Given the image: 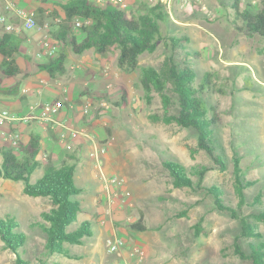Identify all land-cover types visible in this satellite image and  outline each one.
I'll return each instance as SVG.
<instances>
[{
	"label": "rangeland",
	"instance_id": "obj_1",
	"mask_svg": "<svg viewBox=\"0 0 264 264\" xmlns=\"http://www.w3.org/2000/svg\"><path fill=\"white\" fill-rule=\"evenodd\" d=\"M5 1L0 0V4ZM28 1L40 5L20 11H33L39 27L47 17L54 18L48 29H42L52 37L51 31L56 30L59 21L52 15L53 11L58 13L54 5L58 0ZM93 1H111L130 14L143 12L157 2L163 4L168 16L160 21L162 38L153 51L139 55L138 67L129 73L116 66L118 50L114 47L104 55L92 49L74 54L68 46L52 40L50 46L58 48L54 54L60 49L67 54L66 71L60 75L58 85L6 76L4 83L15 82L3 85L0 93L11 91L12 97L19 98L22 88L26 89V100L31 104L50 102L52 97L62 96L60 86L69 84L67 92L73 99L69 100L74 105L73 110L83 105L75 110L78 122L73 130H83L86 122L93 125L91 143L89 139L87 143L79 139L75 147L69 145L63 149L66 153L63 158L76 165L74 183L82 188L75 197L81 203L77 221L69 228L74 229L85 219H90L91 223L90 234L85 235L80 244L68 245L73 258L47 253L43 248L44 234L33 226L39 213L49 207L47 198L27 195L19 187L22 181L0 177V217L13 216L26 234L20 254L31 264H121L140 247L143 259L133 258L134 264H253L251 259L240 258L235 253L234 241L245 254L250 251L249 242H264V221L254 217L264 208V36L245 35L232 23L234 0ZM260 1L239 0L241 8L251 4L254 9L261 6ZM22 2L20 0L19 4L23 5ZM38 8L42 9L41 13ZM58 10L61 11L59 7ZM77 27H72V32L80 37ZM23 29L28 33L32 28L23 26ZM172 37L177 43H173ZM169 57L179 67L192 68L197 95L206 102V108L211 105L218 114L216 125L211 127L218 145L216 149L225 158L223 169L197 147L196 130L174 121H163L164 110L158 92L152 90L150 99L146 97L140 84L141 68L159 70ZM20 65L23 67V63ZM75 73L76 78H72ZM201 83L203 89L199 88ZM165 93L170 99L169 114H173L177 96L169 84ZM122 95L126 98L124 103L120 102ZM117 101L120 104H116ZM1 107L8 106L0 102ZM85 107L87 112H83ZM3 130L6 129L0 126V132ZM57 135V139H61L59 133ZM76 136L78 133L71 134V137ZM93 143L103 149L98 152L99 161L94 158ZM236 154L242 157L239 165L244 179L252 181L244 190L245 202L241 207L237 206L232 168ZM47 157L39 154L41 162ZM161 159L179 162L193 180V187L174 186ZM203 167L208 170L199 180L197 170ZM100 168L107 175L116 174L124 180L125 197L131 203L122 210L115 207L103 224L99 222L98 213L104 204ZM40 173H31L30 180L35 181ZM212 185L222 192L223 204L254 224L260 233L258 236L238 237L239 221L231 217L230 212L217 209L213 195L207 191ZM256 198L258 203H255ZM139 216L147 227L145 231L128 227ZM116 236L124 240L123 246L110 253L107 248ZM15 258L0 240V264H17Z\"/></svg>",
	"mask_w": 264,
	"mask_h": 264
},
{
	"label": "trees",
	"instance_id": "obj_2",
	"mask_svg": "<svg viewBox=\"0 0 264 264\" xmlns=\"http://www.w3.org/2000/svg\"><path fill=\"white\" fill-rule=\"evenodd\" d=\"M40 1L45 2L46 0ZM56 2L55 4L61 9L62 16L53 11L52 15L57 16L59 21L58 25L56 24V30L51 31V34L57 43L68 46L74 54H82L85 50L92 49L95 53L104 55L114 47L118 50L116 66L128 73L138 67L141 53L151 52L157 46V42L162 38L160 21L168 16L163 10V4L159 2L152 7L147 6L143 12L133 14L111 1L98 3L93 0H58ZM260 2L261 6L257 9H254L251 4H246L241 8L239 0H234L231 4L234 9L232 23L245 35L264 36V0ZM37 11L41 13L42 9L38 8ZM77 18L81 20L80 26L77 27L81 34L80 37L72 32ZM53 20L54 18L47 17L40 26L47 22L48 29ZM172 41L177 43L173 37ZM19 43L18 35L13 31L0 33V55L2 57L0 73L2 75L10 77L20 73L14 57V54L18 52ZM66 57V51L60 49L57 54L49 56L46 62L37 64V67L45 70L50 77L56 78L66 71L64 64ZM194 80L195 72L192 68L187 65L177 66L172 57L166 59L159 70L147 66L141 68L140 84L147 93V99H150L149 93L152 90L160 94L164 110L163 121L165 123L174 121L184 128L196 130L197 147L213 157L218 167L223 169L225 158L216 149L218 145L213 136L214 129L211 127L212 124L216 125L219 117L214 107L211 105H207L208 108L205 107L206 102L197 95L198 88L193 85ZM168 84L173 88L178 99L177 108L173 114H169L170 99L165 93ZM199 85V88L203 89L202 83ZM125 101L126 98L122 95L120 102ZM120 102L117 101L116 104ZM17 148L16 152L13 147H0V177L22 181V192L27 195L47 198L49 207L39 213V216L34 219L33 226L44 234L43 248L47 253L73 258L68 245L80 244L83 237L90 234L91 227L90 221L85 219L81 220L74 229L69 228L77 221V214L81 208L80 201L75 198L82 191V188L76 186L73 180L76 171L75 163L62 159L56 165L49 157L45 162H41L38 157L41 152L39 134H31L25 143L19 142ZM214 152L218 153L214 154ZM240 159L242 157L236 154L232 162L238 207L245 202V188L252 184V181L244 179L239 165ZM161 164L171 175L174 186L193 187V180L179 162L161 159ZM39 169L41 170L40 176L35 181H31L30 174L38 172ZM207 170V167L197 170L199 180ZM207 191L213 195L218 210L230 212L231 217L239 221V238L256 237L260 234L245 216L238 215L234 208L223 204L220 197L222 192L217 186H209ZM258 202L256 198L255 203ZM254 217L264 221V208L259 210ZM128 227L133 230L145 231L147 229L141 216ZM19 228L20 224L13 216L0 217V240L3 247L13 252L17 264H31L29 259H25L20 254V249L26 242V234ZM234 247L235 253L240 258H249L253 264H264V242H249L250 251L246 254L236 241H234Z\"/></svg>",
	"mask_w": 264,
	"mask_h": 264
},
{
	"label": "crops",
	"instance_id": "obj_3",
	"mask_svg": "<svg viewBox=\"0 0 264 264\" xmlns=\"http://www.w3.org/2000/svg\"><path fill=\"white\" fill-rule=\"evenodd\" d=\"M20 0H6L2 4H0V16L5 17L6 22L11 23L13 26L12 31L18 35V39L20 41L19 43V49L18 52L14 54L15 59L17 60V64L20 69V73L15 76L17 78H27L30 82H36V80L39 81V83L43 85H55L59 84V81H61V77L57 76L56 78L50 77L49 74L45 70H40L37 67V64L46 62L49 59V55L47 50L50 48L51 41L57 42L54 38L49 37L45 32H43L42 28L39 26L32 27L31 31L28 33L23 32V26H22V20L20 19L19 15L17 14V10L24 9L30 6H38L40 4L37 3H29L28 0H22L24 3L19 4ZM18 2V3H17ZM21 5V6H19ZM56 10L58 13L62 16V12L58 10V7L56 4ZM11 9V10H9ZM24 12V11H23ZM4 32L3 27L0 25V33ZM56 47V46H55ZM57 48V47H56ZM29 50V53H28ZM58 50V48H57ZM88 50H85V52ZM28 54V57L26 56ZM2 57L0 55V61ZM20 62L23 63V67L20 65ZM27 74V76L25 75ZM78 75V74H77ZM8 77V76H7ZM72 78H76V73L72 74ZM6 79L5 75H2L0 73V88L4 85H9L14 83L15 81L4 83ZM62 90V96L59 97H52L50 99V102L56 103L59 105V112L55 116L56 121L63 122L67 128H70L73 130V127H76L75 124H77L78 116L75 115V110H77L79 107L82 106H76L73 110L74 105L69 103V100H73L71 97H69V94L67 92V87H69V84H66L64 86H60ZM74 87V86H72ZM26 89L21 90V94L19 95V98L12 97L13 93L11 91H4L0 93V102H3L8 107H1L0 109H8L16 115H26L28 113H36L38 106H40L42 101L40 103L33 102V104L29 103L28 100H26ZM25 93V94H22ZM4 94V95H3ZM45 103V102H43ZM70 105V106H69ZM72 105V106H71ZM89 122L84 123L85 127L83 129V134H78L76 137H71V134H69L70 130H67L68 135L66 136V139L61 138L57 139V134L62 130L59 128L58 125L53 123L52 121H41V120H32L29 122H13V123H7L3 125V128L7 129H13L18 131L21 135V143H25L29 136L31 134H39L40 135V144H41V152L40 154H45L50 157V159L56 164H59V161L61 159H64L63 157L66 155L64 152V148L66 146H76L77 141L82 139L85 143H87L86 140H88V136L86 133H90L93 135V125H88ZM87 128V130H86ZM64 130V131H65ZM4 131V130H3ZM76 131V130H73ZM2 131L0 132L1 135ZM66 133V131H65ZM84 137V138H83ZM91 143V140H89ZM0 147H8L7 144H4L0 140ZM84 143V144H85ZM87 146H91L89 144H85ZM39 157V155H38ZM38 172H41V170H38ZM39 177V176H38ZM19 187H22L23 185H20ZM82 192V191H81ZM94 202V200H93ZM90 221V219H88Z\"/></svg>",
	"mask_w": 264,
	"mask_h": 264
},
{
	"label": "built area",
	"instance_id": "obj_4",
	"mask_svg": "<svg viewBox=\"0 0 264 264\" xmlns=\"http://www.w3.org/2000/svg\"><path fill=\"white\" fill-rule=\"evenodd\" d=\"M17 13L21 19H23L22 26L26 28H32L37 25L35 15L33 11L29 12H23L20 10H17ZM81 22L79 19L75 20V27L80 26ZM0 25L3 27L4 31H12L13 26L11 23L6 22L5 17L0 16ZM48 23L45 22L44 25L41 26L42 29H47ZM49 55H52L56 53V47L55 45H51L50 48L47 50ZM88 108H83V112H87ZM59 112V105L53 102H45L42 103L40 106H38L37 112L34 113H28L26 115L20 116L16 115V113L8 110V109H0V126H3L7 123H13V122H29L32 120H41V121H52L56 125L59 126L62 130L59 132L60 138H65L68 133L67 130H70L69 134L72 135L75 134H83V130L81 131H73L70 128H67L66 125L63 122L56 121L54 118ZM66 133H65V131ZM21 134L13 129H7L2 131L0 135V140L2 143L9 145L10 147L17 148L19 145V142L21 141ZM89 140H93L90 133H86ZM94 148V158L95 160L99 161V150L102 151L103 149L100 147H97L95 143H93ZM99 148V149H98ZM99 169V167L97 166ZM99 178L102 181V186L104 190V204L99 207V222L104 223L106 218L110 217V214L115 207L118 210H122L124 207H128L131 205L130 201L125 197V190H124V180L121 177H118L116 174L107 175L104 173L101 168L99 172ZM116 205V206H115ZM124 243V240L120 237H115L109 244V247L107 248V251L110 253H113L117 251L118 249L122 248ZM130 257L128 259L124 260L121 264H134L133 258H137L138 260L143 259V252L142 248H135L134 251H132L129 254ZM132 257V258H131Z\"/></svg>",
	"mask_w": 264,
	"mask_h": 264
}]
</instances>
